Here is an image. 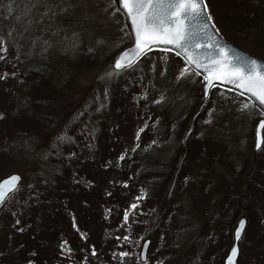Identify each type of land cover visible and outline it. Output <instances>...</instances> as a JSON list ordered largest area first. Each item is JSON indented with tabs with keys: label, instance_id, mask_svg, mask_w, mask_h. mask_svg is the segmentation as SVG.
I'll use <instances>...</instances> for the list:
<instances>
[{
	"label": "rangeland",
	"instance_id": "rangeland-1",
	"mask_svg": "<svg viewBox=\"0 0 264 264\" xmlns=\"http://www.w3.org/2000/svg\"><path fill=\"white\" fill-rule=\"evenodd\" d=\"M204 2L218 35L264 62V0ZM4 6L13 11L4 13ZM0 25L3 39L21 56L20 68L28 72L34 68L37 76L48 69L61 74L55 78V94L50 92V99L58 103L54 112L29 107L33 112H14L13 117L8 112L10 90L0 86V104L6 106L0 105V112L5 111L0 119V180L19 175L17 192L46 186L51 169L61 166L54 152L68 153L64 141L79 118L75 116L88 102H98L108 84L136 88L126 99L138 107L130 115V132L123 126L108 127V119L97 125L87 120V136L76 141L77 148L92 146L91 152L106 160L118 155L136 161L132 164L136 167L123 171L112 187L98 189L102 197L83 211L92 223L86 229L88 257L79 264H141L140 247L146 239L150 246L144 264H222L241 218L247 219V226L238 264H264V143L253 155V130L262 114L251 103L219 90L203 100L200 77L179 58L159 52L146 54L131 68L135 70L128 83H122L115 74L131 69L115 73L110 60L131 40L112 0H0ZM80 48L92 55V66L75 57ZM184 69L187 73L181 76ZM122 107L112 116L125 122L128 105ZM141 112L150 114L143 117ZM120 127L127 138L125 146L121 142L109 146V140L120 135ZM93 128L100 147L98 138L91 143ZM146 139L152 146L148 153L142 148ZM135 153L146 158L145 165L139 164ZM70 190L67 185L64 194L78 218L80 210L75 209ZM107 190L111 195L103 196ZM150 211L158 212L157 220L142 224V213ZM3 217L0 264H15L14 256L35 264L26 246L7 243ZM108 218L105 225L96 223ZM125 252L127 256L122 255ZM67 253L73 256L70 248Z\"/></svg>",
	"mask_w": 264,
	"mask_h": 264
},
{
	"label": "trees",
	"instance_id": "trees-1",
	"mask_svg": "<svg viewBox=\"0 0 264 264\" xmlns=\"http://www.w3.org/2000/svg\"><path fill=\"white\" fill-rule=\"evenodd\" d=\"M11 11L10 9L6 10L4 6V13H10ZM1 28L0 25V57H3V59H0V77H2L0 78V86H8L11 93L8 101L12 110L10 109L8 112L12 111L13 117H16L14 112L20 115V112L26 113L32 110L35 112L44 110V108L54 112L58 103H54L53 99H50V92L55 94V78L60 77L61 74L55 69H48L44 70L47 74L37 76L34 68L32 69L33 72H30V70L29 72L24 71V69L20 68L17 65V61L21 59V56L15 53L11 45L3 39ZM2 49H7V51ZM75 57L79 58L80 63H84L85 66L94 64L92 55L88 54L85 48H80L79 53H76ZM134 70L135 68L115 75L122 78V83L126 84L128 83L127 77L133 75ZM52 72H57V74L53 75ZM106 88L107 91L101 93L98 97V102L93 100L88 102L79 114L75 116L79 118L76 123L70 126L69 133L66 132L67 136L65 138L68 141H64V144L70 147L68 153H65L64 150L61 151V154L54 152L59 157L61 166L59 164V166L51 169L46 186L44 188L37 187L38 189L35 191H32L34 188H24V190L12 196L0 212V215L4 216V231L10 237L7 243L26 246L28 256L34 259L35 264H79L81 258L87 259L89 233L86 232V229L88 226L91 227L92 218L85 217L83 211L89 209L90 202L93 199L95 202V199L102 197L98 189H108V186L112 187L115 181L122 177L123 171H127L128 167L130 170L136 167L132 165L136 162L134 160L127 162L124 157L123 159L121 157L118 158V155L106 160V157L103 158V154L92 153V146L89 149L76 147L77 142L83 139L80 135L87 136L84 130L85 127L89 129V124L85 123L87 120L93 121L97 125L98 122H101V119L102 123L107 122L108 119V127L113 125L123 126L125 130L127 129L130 132L128 128V124L131 122L130 115L138 107L127 102L126 99L128 100L129 96H133L136 88L130 86V89H128L109 84ZM238 98L248 103L247 100ZM0 105L6 107L2 104ZM127 105V111H124L127 117L125 122L123 119H121L122 122L117 117L112 116L116 113L115 111L118 107L124 108L122 106ZM0 113L5 117V111L1 110ZM140 114L146 117L150 113L141 112ZM111 117L114 118L113 121H111ZM118 131L120 135L115 132L110 133L112 135L117 134V139L111 138L109 146L116 147L117 143L120 142L121 145H124L123 141L127 140V138L124 139L125 131L121 127ZM90 132H93L91 143L94 144V139L98 138L97 143L98 147H100V136L96 135L94 128ZM118 138L121 140L118 141ZM70 141H72V144H68ZM142 142L144 143L142 148L145 147L143 149L144 152L148 153L147 150L152 147L149 145L150 139ZM126 144L131 146V141ZM128 152L132 151L128 150ZM134 156L139 159V164L142 161V165L146 164V158L142 157L141 154L135 153ZM67 185L73 189L69 191L72 192L70 198L74 203L75 209L80 210L79 213H76L79 214V219L69 209L68 204L70 202L64 194V190L65 192L67 190ZM98 185L100 188L97 187ZM107 194L111 195V192L107 190L103 196ZM142 214V224L148 220H157L158 212L150 211L146 215L145 212ZM108 220L110 218L96 221V223L99 226L100 224L105 225ZM76 224H79L80 227ZM153 231L156 233L155 228ZM154 232L151 233L152 237ZM85 233L87 236H85ZM90 242L93 244V238L90 239ZM68 248L71 249L73 256L67 253ZM14 257L17 259L15 264H30V262L32 264V261L29 263L19 262V257Z\"/></svg>",
	"mask_w": 264,
	"mask_h": 264
},
{
	"label": "snow or ice",
	"instance_id": "snow-or-ice-1",
	"mask_svg": "<svg viewBox=\"0 0 264 264\" xmlns=\"http://www.w3.org/2000/svg\"><path fill=\"white\" fill-rule=\"evenodd\" d=\"M112 2L117 5L118 11H123L129 17L135 37V48L128 53L122 54L115 61L114 67L116 69L125 70L133 67L142 56L147 54V51L152 50V45H174L177 49L184 52L186 63L194 64L197 69L203 68L207 73L205 76L207 81L205 95H207V90L214 86L215 81L219 80L234 84L243 91L258 96L264 102V68H258L254 59L246 61L248 74L242 76L237 72L226 70L218 60L213 61V66L203 64L191 51L193 47L198 49L202 46H207L199 42L193 45L192 41L195 33H193L190 24L192 19L203 16H206L207 20L211 21L212 17L207 15V5L204 0H112ZM212 28H215L214 24ZM200 31L207 34L209 32L208 25H201ZM2 50L7 51V49ZM164 50L167 51L168 49L165 48ZM0 59H3V57H0ZM186 73L187 69H184L181 72V76ZM197 75H199V72H197ZM159 102L157 101V103ZM3 118V116H0V119ZM60 139L63 140L65 138L61 137ZM257 147H260L259 141ZM19 180L20 177L12 176L8 181L0 183V207H3L7 200L18 191ZM132 207L135 208L136 205H132ZM124 219L127 221V214ZM241 228H243V223ZM236 239H240V231H237ZM237 254L238 250L234 247L231 257L235 258ZM92 255H96L95 251H93ZM122 255L127 256L128 253L125 252ZM232 258H230L229 264H233Z\"/></svg>",
	"mask_w": 264,
	"mask_h": 264
},
{
	"label": "water",
	"instance_id": "water-1",
	"mask_svg": "<svg viewBox=\"0 0 264 264\" xmlns=\"http://www.w3.org/2000/svg\"><path fill=\"white\" fill-rule=\"evenodd\" d=\"M205 3V2H204ZM115 7L117 9V5L115 4ZM122 16L124 17V25L128 31V34L130 36V45L121 50L118 54H116L111 60H110V67L115 73H122L126 70L131 69L127 68L125 70H119L114 67L115 61L121 57L122 54L128 53L131 50L135 48V37L133 33V25L127 15L123 11H119ZM208 15V12H207ZM191 24V29L193 33H195L194 40L192 41L193 45L195 43L199 42L202 45L206 44L207 46L200 47V48H195L193 47L191 51L196 55V57L203 63L207 64L209 66H213V61L218 60L220 61L221 64H223L224 68L226 70H230L232 72H237L240 75L244 76L248 74V64L246 61H251L255 60L257 62L258 68H264V62L250 56L249 54L245 53L243 50L240 48L234 46L233 44L229 43L228 41L222 39L218 33L216 32L215 28H212V23L211 21L207 20L206 16L203 17H198L196 19H192L190 21ZM207 24L209 27V32L207 34L203 33L200 31V26ZM152 50L147 51V54L154 52V51H160V52H168L179 58L191 71H193L195 74L199 72V77L203 80V87H202V99L207 100L209 98V95L211 91L215 89H222L228 92H232L238 96H241L251 102V104L261 112L262 118L257 121L254 131H253V155H256L263 147L264 139H263V134H264V102H262L258 96H255L249 92L243 91L241 88L236 87L234 84L226 83L223 81H215L214 86L210 89L207 90V95H205V88H206V83L207 81L205 80V76L207 73L204 71L203 68L197 69L194 64H189L186 63L184 59V52L180 49H177L174 45H152ZM167 48L168 50L165 51L164 49ZM179 52V54H177ZM145 56V55H144ZM142 56L138 62L144 57ZM137 62V63H138ZM136 63V64H137ZM135 64V65H136ZM134 65V66H135ZM133 66V67H134ZM259 141L260 147H257V143ZM254 168V165H253ZM12 176H18L17 174H12L9 175L8 177L3 178L0 180V183L6 182L9 180L10 177ZM21 185V177L18 182V189L20 188ZM7 187V185H5ZM9 200V199H8ZM7 200V201H8ZM2 207H0L1 209ZM243 223V228H241V224ZM247 226V219L246 218H241L238 223L236 224V227L232 233V245L229 251L227 252L223 263L222 264H229V260L231 257L232 249L235 247L238 250V254L235 258H232L233 264H238V259L240 255V250H239V244L242 240V237L245 233ZM237 231H240V239H236V233ZM150 246V240H145L140 249L139 253V261L143 264L146 263L147 260V253L148 249Z\"/></svg>",
	"mask_w": 264,
	"mask_h": 264
}]
</instances>
